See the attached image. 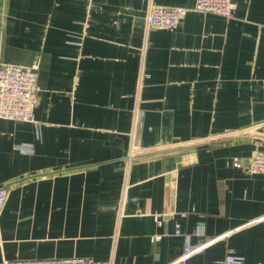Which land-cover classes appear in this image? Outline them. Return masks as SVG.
<instances>
[{"label": "crops", "instance_id": "obj_1", "mask_svg": "<svg viewBox=\"0 0 264 264\" xmlns=\"http://www.w3.org/2000/svg\"><path fill=\"white\" fill-rule=\"evenodd\" d=\"M151 1L188 11L155 29L150 0H0V61L37 64L40 87L37 123L0 118V264H172L176 221L205 226L188 264H264V176L233 159L264 149V0H232L231 18Z\"/></svg>", "mask_w": 264, "mask_h": 264}, {"label": "built area", "instance_id": "obj_2", "mask_svg": "<svg viewBox=\"0 0 264 264\" xmlns=\"http://www.w3.org/2000/svg\"><path fill=\"white\" fill-rule=\"evenodd\" d=\"M195 9L204 13H215L224 18H231L234 13L235 5L232 0H196ZM146 16V24L148 28L155 29H176L186 15L188 9L182 6H166L155 4L150 0ZM4 37L3 28L0 27V46ZM144 48L141 51L142 65ZM142 66L139 72V79L136 89V102L134 105L132 129L130 131V147L126 158L128 163L134 161L139 155L143 154V149L138 143V137L143 128L144 112L138 108V99L142 88ZM39 77L38 65L25 66L15 62L0 61V118L8 120H17L23 122L37 123L35 117V107L39 98ZM235 165L251 174L264 176V149L257 150L253 155L247 157L235 156ZM7 198L6 191L0 188V207ZM174 215V214H173ZM180 217H186L187 213L182 211ZM154 219L161 224V217L154 215ZM175 234L183 238L184 249L179 258L172 264H188L191 255L196 251L193 243V235H203L205 233L204 224L200 223L194 232L186 231L182 223L176 221ZM160 236H153L152 240L159 239ZM0 237V248L2 247ZM226 256L216 264H244L245 256L234 251H228ZM5 264H111V262L96 261L90 257L70 256L66 258H50V259H21L11 260ZM262 264V263H259Z\"/></svg>", "mask_w": 264, "mask_h": 264}]
</instances>
